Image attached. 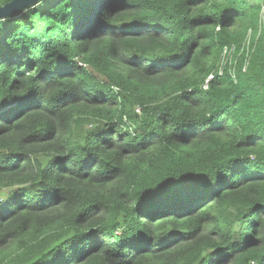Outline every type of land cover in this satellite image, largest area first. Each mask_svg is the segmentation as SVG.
Returning <instances> with one entry per match:
<instances>
[{
    "label": "trees",
    "instance_id": "obj_1",
    "mask_svg": "<svg viewBox=\"0 0 264 264\" xmlns=\"http://www.w3.org/2000/svg\"><path fill=\"white\" fill-rule=\"evenodd\" d=\"M263 5L37 0L1 18L0 264H264ZM251 33L236 80L204 89Z\"/></svg>",
    "mask_w": 264,
    "mask_h": 264
},
{
    "label": "built area",
    "instance_id": "obj_2",
    "mask_svg": "<svg viewBox=\"0 0 264 264\" xmlns=\"http://www.w3.org/2000/svg\"><path fill=\"white\" fill-rule=\"evenodd\" d=\"M264 8V7H263ZM263 29H264V24H263ZM251 39H252V33L246 43V48L243 47L240 51L237 49L236 46H231V47H225L223 52H222V59L216 69V72H213L210 74L208 77L206 84L204 86V89H208V86L210 82L214 81L217 77L223 76L225 71L228 70L233 78L236 80V72H237V67H238V61L241 57V55L245 52L246 56H249L250 53V46H251ZM249 67V61L246 60L245 64L243 65V72H246Z\"/></svg>",
    "mask_w": 264,
    "mask_h": 264
},
{
    "label": "water",
    "instance_id": "obj_3",
    "mask_svg": "<svg viewBox=\"0 0 264 264\" xmlns=\"http://www.w3.org/2000/svg\"><path fill=\"white\" fill-rule=\"evenodd\" d=\"M37 0H14L12 3L0 7V19L14 16L23 11L27 6L34 4Z\"/></svg>",
    "mask_w": 264,
    "mask_h": 264
},
{
    "label": "rangeland",
    "instance_id": "obj_4",
    "mask_svg": "<svg viewBox=\"0 0 264 264\" xmlns=\"http://www.w3.org/2000/svg\"><path fill=\"white\" fill-rule=\"evenodd\" d=\"M4 6H5V4H3V2H2V5L0 7H4ZM263 7H264V5H263ZM262 12H263V14H262V27H263V24H264V8L262 9ZM261 34L262 33L259 32V37L261 36Z\"/></svg>",
    "mask_w": 264,
    "mask_h": 264
}]
</instances>
